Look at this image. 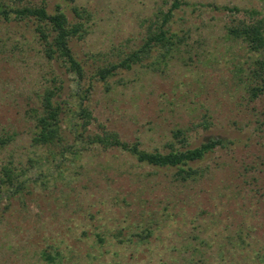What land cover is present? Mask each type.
Instances as JSON below:
<instances>
[{"label":"rangeland","instance_id":"rangeland-1","mask_svg":"<svg viewBox=\"0 0 264 264\" xmlns=\"http://www.w3.org/2000/svg\"><path fill=\"white\" fill-rule=\"evenodd\" d=\"M186 1L172 24L187 32L180 48L165 62L118 69L106 81L93 75L97 67L137 47L169 2L45 0L48 11L59 5L73 21V6L89 13L84 35L70 40L81 79L45 55L33 18L0 16V264H264V75L253 73L264 49L226 33L249 19L242 10L208 6L264 15V0ZM58 85L70 105L83 96L93 133L114 131L165 151L182 128L190 146L210 138L224 145L196 164L201 177L185 182L117 148L76 144V152L60 154L57 145L34 146L40 96ZM254 85L263 90L252 98Z\"/></svg>","mask_w":264,"mask_h":264},{"label":"trees","instance_id":"trees-1","mask_svg":"<svg viewBox=\"0 0 264 264\" xmlns=\"http://www.w3.org/2000/svg\"><path fill=\"white\" fill-rule=\"evenodd\" d=\"M169 2L166 10L158 8L153 18L147 25L142 42L117 61H110L97 67L94 72L99 80L106 81L114 75L118 69H132L135 65L148 64L153 66L156 63L165 62L177 51L186 39V30L175 29V12L182 6H187L186 0H164ZM0 4V16L5 19L14 14L18 18L31 19L34 21V30L42 39L44 52L48 58L61 60L69 71L76 73L78 78L84 74L83 65L75 57L70 46V40L74 37H82L86 32L85 18L89 13L86 9L73 6L74 16L78 20H70L64 10L56 5L53 12L48 11L45 0H40V5H23L21 7H6ZM208 6L218 11H243L248 15V20H240L235 24L226 26V33L233 39H239L247 45L250 50L258 52L264 49V15L257 9L239 8L208 3ZM148 61V62H147ZM257 67L253 69L255 75H264V60L255 61ZM264 77V76H263ZM91 84V83H90ZM89 84V85H90ZM86 86L82 92L88 93L91 89ZM61 85L53 88H46L40 96V110L35 118V130L31 137L34 146H60L59 153L71 150L76 144L80 148L90 146H101L103 148H117L133 156L140 164L148 165L154 169H171L174 180L185 182L195 180L204 174V169L196 164L203 162L216 146L224 145L223 139L210 138L201 141L197 145L190 146L186 131L176 128L172 131L174 142H170L165 151L159 149L146 150L140 146L137 140L128 141L121 139L114 131H102L93 133L89 131L88 124L91 121V111L88 105L84 104L83 96L79 95L76 102L61 99ZM262 86L251 87L252 98L262 91ZM86 96V95H84ZM87 97V96H86ZM75 103V107L72 105ZM68 127L72 134V143H69L64 130ZM4 142L5 139L0 140ZM72 152H76L73 151ZM54 158V157H53ZM196 165V166H195ZM6 180L11 182V169L4 168ZM5 181V180H4ZM1 192V185H0ZM48 260L53 257L48 255Z\"/></svg>","mask_w":264,"mask_h":264}]
</instances>
